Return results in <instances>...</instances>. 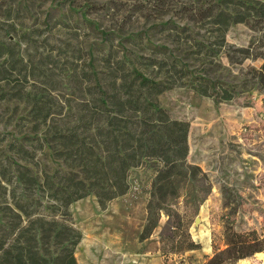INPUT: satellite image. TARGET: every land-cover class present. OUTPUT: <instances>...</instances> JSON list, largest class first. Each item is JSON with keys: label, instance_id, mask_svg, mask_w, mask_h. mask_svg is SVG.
Returning a JSON list of instances; mask_svg holds the SVG:
<instances>
[{"label": "rangeland", "instance_id": "1", "mask_svg": "<svg viewBox=\"0 0 264 264\" xmlns=\"http://www.w3.org/2000/svg\"><path fill=\"white\" fill-rule=\"evenodd\" d=\"M243 1L264 9V0ZM217 2L0 0V225L16 212V164L38 174L61 165L48 125L81 130L97 84L109 90L115 68L133 65L160 80L164 69L147 67L149 59L167 69L174 62L182 85L151 100L187 122L185 167L161 178V164L146 160L129 170L127 191L105 208L93 194L72 202L67 221L81 232L77 263L203 264L219 247L233 264H264V237L226 247L222 235L224 224L259 230L264 220V15L231 23L216 55L207 56L216 36L205 12ZM196 42L207 47L197 50ZM205 86L207 95L199 91ZM39 105L49 114L45 125L32 116ZM0 228L5 234L7 223ZM190 240L192 249H171Z\"/></svg>", "mask_w": 264, "mask_h": 264}, {"label": "trees", "instance_id": "2", "mask_svg": "<svg viewBox=\"0 0 264 264\" xmlns=\"http://www.w3.org/2000/svg\"><path fill=\"white\" fill-rule=\"evenodd\" d=\"M217 1L205 12L210 11L207 16L214 27L216 40L208 47L196 42L197 50L207 47V56L216 55L231 23L243 22L251 15H264L261 6L243 0ZM149 60L147 67L154 69L157 65L164 69L165 72L156 77L163 75L165 78L156 80L133 65L126 70L115 68L116 72L109 77L112 81L109 90L97 84V93L92 99L93 111L79 117L81 130H52L47 126L44 133L50 134L49 148L53 157L61 162L58 168L52 172L42 170L38 174L31 166L16 164L14 177L20 193L11 196L16 209L13 218L5 214L8 231L2 234L0 228V264H78L75 248L81 232L67 221L72 202L93 194L99 206L105 208L109 201L127 191L129 170L146 160L161 164L158 170L161 178L181 173L188 150V124L170 118L151 97L182 84L174 78V62L168 64L167 69L162 66L166 62ZM199 91L207 95V86ZM223 93L224 99L231 98L226 90ZM42 107L34 106L32 110L37 125H45L49 118L48 113L41 114ZM21 151L20 146L16 152ZM33 165L38 167L36 163ZM157 189L162 191L163 186L159 185ZM3 203L5 208L11 209L7 200ZM30 204L42 206L44 210L31 211ZM222 235L226 247L258 242L264 237V220L259 230L238 231L232 225L224 224ZM194 245L191 240L178 242L171 249L181 252ZM168 249L161 246L163 253ZM260 250L256 246L253 248V252ZM203 264H233V261L223 249L214 247L212 256Z\"/></svg>", "mask_w": 264, "mask_h": 264}, {"label": "crops", "instance_id": "3", "mask_svg": "<svg viewBox=\"0 0 264 264\" xmlns=\"http://www.w3.org/2000/svg\"><path fill=\"white\" fill-rule=\"evenodd\" d=\"M104 244H105L104 246H107L108 245V244H106V242Z\"/></svg>", "mask_w": 264, "mask_h": 264}, {"label": "water", "instance_id": "4", "mask_svg": "<svg viewBox=\"0 0 264 264\" xmlns=\"http://www.w3.org/2000/svg\"><path fill=\"white\" fill-rule=\"evenodd\" d=\"M127 264H131V263L129 262V263H127Z\"/></svg>", "mask_w": 264, "mask_h": 264}]
</instances>
